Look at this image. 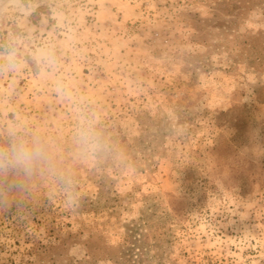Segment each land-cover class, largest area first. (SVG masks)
Here are the masks:
<instances>
[{"label": "rangeland", "instance_id": "obj_1", "mask_svg": "<svg viewBox=\"0 0 264 264\" xmlns=\"http://www.w3.org/2000/svg\"><path fill=\"white\" fill-rule=\"evenodd\" d=\"M9 50L0 264H264V0H0Z\"/></svg>", "mask_w": 264, "mask_h": 264}, {"label": "clouds", "instance_id": "obj_2", "mask_svg": "<svg viewBox=\"0 0 264 264\" xmlns=\"http://www.w3.org/2000/svg\"><path fill=\"white\" fill-rule=\"evenodd\" d=\"M4 54L8 56L9 66H13L15 61L12 51L0 53V55ZM78 139L84 146L95 147V138L87 127L78 130ZM40 163H48V158L39 142H31L14 136L9 139L6 145H0V172L9 170L29 173L35 165ZM21 186V182H14L10 188H20ZM76 207L73 205L72 210Z\"/></svg>", "mask_w": 264, "mask_h": 264}]
</instances>
